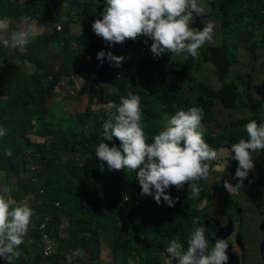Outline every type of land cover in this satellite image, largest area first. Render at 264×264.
Instances as JSON below:
<instances>
[{"label":"rangeland","instance_id":"1","mask_svg":"<svg viewBox=\"0 0 264 264\" xmlns=\"http://www.w3.org/2000/svg\"><path fill=\"white\" fill-rule=\"evenodd\" d=\"M225 1L232 2L236 0H203L209 10L201 19L194 16L193 21H198L203 26L209 19L215 22L213 37L215 43H213V47L221 49L227 44L225 48L227 52L225 56L227 57L226 65L220 67L212 62H201L199 68L197 63L204 59L202 51H198V56L195 59L188 56L186 67L177 69L179 74L185 73L192 79L190 83H185L184 86L181 85L179 89L181 92H178L177 95L181 98L182 91L186 92L189 87L196 91L199 88L197 86L198 82L210 85L213 88H221L223 85L231 84L236 90L246 93L251 79L254 87L253 91L258 94L259 90L257 88L261 90L260 103L264 107L263 79H257L258 74L262 73L264 76V5L260 9V15H256L254 9L261 5L260 0H243L239 13L234 12L231 18H228L231 21V27L234 25L237 27L235 39H232L225 33L220 18H218L219 7L223 6ZM63 2L64 0H60L54 5V0H17L18 4H22L21 14L24 17L31 18V21L37 22V25L42 27L39 34L32 40L36 43L32 44L31 49L28 48L30 51L26 55L27 58L22 59L21 72L18 76L21 81L15 85L16 89L11 88L13 96L0 97V106L2 105L4 109L3 113H0V117H2L0 118V126L7 129L6 134L1 137L3 146L0 147V152L5 154L9 150L15 152L14 160L16 164L14 165H17L19 157L25 161L27 167L25 172L0 170V188L4 185L9 186L12 189L11 196L15 201L25 202L33 209L34 215L31 218L30 227L45 225L49 229L56 243L55 250L52 253L56 254V258L50 259L52 254H43L44 258H39L41 252L34 246L33 242L38 238V232L36 231L32 236L28 233L25 237V242L19 248L20 256L14 260L13 264H69L66 254H71L75 250H79L80 254L73 257L71 264H173L166 253V248L173 238L180 240L185 249L187 248L186 241H188L194 227L193 220L195 218H199V224L195 226H200V224L205 226L207 223L205 236L210 241L217 230V221L221 214L231 217L235 226L234 233H238L243 218L240 215L241 210L244 214L241 232L244 231L245 233L244 242L247 247L244 262L246 264H262L264 260H259L262 259V257H259L263 252L262 246L260 245V249L258 248L259 252H252L249 241L250 238L255 236L260 237V231L256 230V222L246 221L249 213L254 212L250 217L251 219L256 217L257 214L255 215V213H260L258 211L259 206L257 209L253 208L252 211H249L246 200V198H249V201L262 202L264 185L256 182L259 174L254 173L255 177L250 180L251 183H247L245 179L243 189L238 192L230 193L223 186L224 180H228L233 186L238 182V180L233 179L238 162L231 158L230 148L233 143L239 142L240 139H247L244 129L239 132L238 127L232 125V121L245 117L247 109L253 107V104L251 102L240 103L239 111L229 112L223 111L224 106L219 103L216 106L217 118L222 122H227L226 127L217 124V122L215 124L211 120L202 122L204 123V138L212 139L211 147L215 149L224 148L226 151L219 153L217 160L209 162L212 166L209 179L200 180L199 184L196 181L193 182L200 188L198 195H190L187 183L184 185L183 190L175 189L172 192V198H179L175 204L183 206L181 219L176 213L175 207L171 211L163 207L159 208L155 203L141 207V201L130 198V205L135 208L137 216L134 221L129 222L126 214H120L124 206L120 202L126 200L123 195L126 191L125 182L117 183L116 177L113 175L115 170L109 171L106 162L104 163V171H100L101 161L95 156V148L99 143L103 122L111 111L105 107L106 104L109 101L119 104L121 97L126 96L130 90H134L132 85L141 82L142 75L139 62L130 49L131 39L112 46L106 44L101 37H98L97 51L101 49L106 53L110 51L116 56H123L124 61L121 67H113L109 62H106L107 66L104 70L94 68V62L100 63V61L92 58L90 45L92 41L88 36L96 35L91 25L96 19H102L100 13L103 11L105 4L103 0H69L70 6L65 8L62 7ZM54 8L56 10L55 18L63 28L61 32H58L60 39L51 40L48 38L51 29H47V26L50 23V13ZM16 15L18 16L19 13ZM11 27L16 28L15 23H12ZM238 40H243V43H239ZM209 45L211 44H206L205 47ZM255 45L257 46L256 50H254ZM11 52L17 61L21 59L23 52L20 49L5 48L0 44V66H5L4 70H0L2 78L10 75L11 68L2 59L1 54L9 55ZM34 52H41L40 54L48 59V65L39 72L54 69L57 71L62 65H66L70 72H74L75 68L80 67L74 74L76 85L71 74L64 77L63 80L53 82L56 87V95L46 98L44 102L49 109L53 108L55 104L64 102V111L52 110L50 112V110L47 115H43L30 109L32 97H28V95L30 92L35 95L34 83L37 74L33 66ZM224 67L225 71H223ZM220 70H222L221 73L224 72L222 76H220ZM107 71L115 73V78H120L121 88H116L112 83L109 85V92L121 91L120 98L116 100L108 97L106 93L98 94L93 97L91 103H88L86 98L90 95L87 92H82V84L87 79H94L99 76L97 73H106ZM196 79L198 80L196 81ZM159 81L162 82L163 80L159 78ZM104 83H107V81H101L99 84ZM171 83L174 86H180L182 82L178 78H174ZM99 84L93 87L102 88ZM21 89L24 90V93ZM195 93L198 92H193V94ZM193 94L190 97L194 98ZM205 98L211 101L210 96ZM181 101L183 105L175 104L174 111L181 108L186 110L190 107L186 102L187 99L183 98ZM10 104L13 106L11 107ZM204 115H208V113H204ZM32 116L45 117L48 121H56L54 125H59V122L61 125H67L66 119L70 118L75 119L77 122L73 126V133L62 139L64 143L71 141L76 147L75 150L64 154L60 162L54 165V174L47 179H45L47 167L38 164L34 157L40 156V150L46 142L52 143L56 140L55 135H57V132L44 136L41 132L45 130L46 126L43 125L40 119L32 120L28 126V134L32 136L35 142L40 144L37 147L26 145L22 142V139H24V131H26V121H28V118L31 119ZM261 116L264 121V112ZM61 133L67 135V130L62 129ZM222 133H226L228 138L222 143H218L215 135ZM114 140L105 141V143H108L109 146L115 143L118 146L119 141L114 142ZM3 162L10 163L6 160ZM67 166L72 167L75 180L79 183L86 197L81 198L74 189L73 195L80 200L79 204L64 206L61 200H57L55 202L57 207L55 212H51L50 209L44 214L35 215V204H43L46 201L42 197L46 194L44 182H57V188L63 186L65 191L69 190L70 183L65 173ZM43 171L45 177L42 183L41 174ZM111 179L114 181L113 185ZM25 184L29 185L30 192L20 195L17 200L13 193L19 186ZM40 186H42L40 190L36 188ZM210 192L217 193V198H206L205 195H209ZM222 196L226 197L224 201ZM238 201L241 203L238 204ZM237 205L239 206L237 207ZM260 207L263 208V206ZM100 208L103 211L100 214L102 220L111 214L116 217L115 219L121 228L116 229L102 222L97 229L95 222H80L83 218L88 219L91 214L96 213ZM124 211L126 210L124 209ZM134 223L140 226L141 229L135 231ZM169 226L174 228L173 235L170 238L168 237ZM163 228H165L164 233H161ZM80 230L82 231L80 232ZM210 230L212 232L211 236ZM182 235H185L183 241L180 237H175ZM127 240H129L128 248L121 249ZM31 243H33V246ZM211 246L210 241L209 247L211 248ZM133 250H135L136 255L131 253ZM128 252L130 253L127 255L122 254ZM109 261L111 262L109 263ZM0 264H6V262L0 258Z\"/></svg>","mask_w":264,"mask_h":264},{"label":"clouds","instance_id":"2","mask_svg":"<svg viewBox=\"0 0 264 264\" xmlns=\"http://www.w3.org/2000/svg\"><path fill=\"white\" fill-rule=\"evenodd\" d=\"M105 7L100 13L102 19H96L91 27L94 33L101 37L106 44L115 46L126 40H137L146 37L143 45L145 51H151L154 58L171 53L186 54L195 59L198 51L206 44H213L215 22L207 20L203 26L195 17H203L209 10L203 0H103ZM69 0H64L62 7H69ZM23 16V15H22ZM20 21V16L18 17ZM12 23L7 16L0 17V44L5 48L27 50V45L39 34L41 27L29 17H23L21 24L11 30ZM55 23L57 32L62 31L58 21ZM50 24V23H48ZM61 26V28H59ZM58 33H49L48 38L56 40ZM92 58L101 64L106 60L113 67H121L123 56H116L103 49L97 51L98 42L92 41ZM89 59H91L89 57ZM80 67L70 72L66 65L49 71L50 78L60 70L64 74L59 80L70 74L77 84L74 74ZM172 69L179 68L171 63ZM156 75V73H155ZM143 97L130 90L126 96L120 98L119 104L109 101L106 108L111 110L103 122L99 143L95 148V156L101 161L100 171H104L106 162L109 171H114L117 183L130 179H138L141 195L152 196L159 208L169 211L175 206L177 198H172L173 189L183 190L187 183L190 195H198L200 188L193 183L197 180H207L212 170L209 162L217 160L218 154L226 151L224 148L211 147L204 138L202 120L204 109L192 106L186 110L181 108L161 121V130L152 137L149 143L142 126ZM91 103L92 98H86ZM49 109V108H48ZM49 109L48 111H50ZM247 139H240L230 148L232 159L238 162L233 179L238 180L233 186L224 180V188L232 192L243 189L244 181L255 167L252 154L264 150V123L255 119L244 125ZM7 132L0 126V137ZM119 141L109 146L105 141ZM6 155L11 157L9 150ZM112 175V176H113ZM252 181H249L251 183ZM111 184H114L111 179ZM116 187V186H115ZM71 189V186L69 190ZM109 190V187H108ZM12 189L4 185L0 188V258L6 264H13L20 256L19 248L25 242V237L32 236L39 231V236L33 240L34 246L44 253V249L51 245L55 250V240L47 227L40 225L30 227L33 209L25 202H17L11 196ZM125 201H130L127 192L123 193ZM40 204V203H39ZM41 214V211H36ZM46 215V214H45ZM44 216V215H43ZM199 224V218L193 220V229L187 241V248L176 238L170 240L166 253L173 264H227L229 256L227 239L216 238L211 248L210 241L205 236V226ZM79 250L66 254L71 264L73 257L78 256ZM111 262V261H110ZM109 262V263H110Z\"/></svg>","mask_w":264,"mask_h":264},{"label":"trees","instance_id":"3","mask_svg":"<svg viewBox=\"0 0 264 264\" xmlns=\"http://www.w3.org/2000/svg\"><path fill=\"white\" fill-rule=\"evenodd\" d=\"M60 0H54V5H56ZM259 3L261 5L258 8H255L254 11L256 15H260V9L264 5V0H260ZM243 5V0H236V1H225L223 3V6L219 7V16L220 22L222 25V28L225 30V33L230 36L232 39H235L236 35V30L237 27L234 25L231 27L230 25V20L228 18H231L232 14L234 12L239 13V10L241 9ZM17 12L15 11V17H19L22 14H19L18 16L16 15ZM51 14V13H50ZM51 18V17H50ZM21 21V19H20ZM19 21V22H20ZM88 38L91 39V41L96 40L98 36L97 35H92L88 36ZM57 39H60V37H57ZM146 40V37H139L137 40L133 41L130 40V49L131 51L136 55V60L139 62V67H140V73L142 75V80L139 84H134L132 87L138 94H140L143 99L141 101L142 104V109H143V114H142V126L144 128L145 136L148 140L149 143L152 142V137L161 130V121L163 120L164 117H171V115L175 114L176 111L174 105H180L182 106V99H187L188 105L190 107L192 106H197L199 104V107H203L204 113H208V115H204L202 122H206L207 120L213 121L215 124H217L226 127L228 124L227 122H222L217 118V113H216V106L219 103H222L224 106L223 111H239L240 110V103H252L253 107H250L247 109V113L245 117L235 119L232 121V125L238 127V131L242 132V129H244V125L251 119H255L258 123H264L262 120V112H264V107L260 103V94L261 90L260 88H257L259 90L258 94H256L253 89V84L250 79L249 82V88L246 93H242L238 90L235 89V87L231 84L223 85L221 88H213L210 85H205L202 82H198L197 86L199 87L196 91L191 89H186L185 91H182L181 98L178 97L177 93L181 92L179 89L181 88V85H185V83H190L191 82V77H189L187 74H179L178 69H172L170 68L171 63L175 66H178L179 68H184L186 67V63L188 59L186 58V54H171V53H166L163 54L159 58H154L153 54L151 51H145L143 49V45L146 43L144 42ZM239 43H243V40H238ZM36 42L32 41L27 45V50L22 51L23 54L21 56L20 60H10L7 61V65L11 68V73L10 75H6L5 77H1L0 75V97H6L8 95H12L13 93L11 92V88H15V85L17 82L21 81V79L18 78L20 72H21V67H22V59L27 58V53L30 51L32 44H35ZM227 47V44H225L221 49L214 48L213 44L205 47L203 46L200 50L204 54V59L199 61L197 63V67L200 68L201 62H212L215 65H219L220 67L222 65H226L227 57L226 56V50L225 48ZM28 48H30L28 50ZM257 49V46H254V50ZM41 52H34L33 53V58H34V69L36 70V81L34 83V94L30 92L28 97H32V103H30V109L36 111L38 114H43L47 115L48 112V106L45 105V100L48 97H52L53 95H56V87H55V81L59 80L60 77L64 74L63 71H59L58 73L54 74L52 78H50V72H39L40 70L44 69L47 65V58L43 55L40 54ZM92 53V50H91ZM97 58L95 57L94 60ZM107 61L105 60L102 64L94 62L93 67L94 68H99L101 70H104V68L107 66ZM103 68V69H102ZM5 66H0V70H4ZM155 70V71H154ZM222 70H220L221 73ZM225 71V67L223 69ZM156 73V75H155ZM219 73V74H220ZM224 72L220 74L222 76ZM94 79H87L84 81L82 84V92H87L89 93L90 97L93 99L98 94H107L108 97L112 99L118 100L120 98L121 91H116V92H109V85L112 83L116 88H121V83H120V78H115V73H110V72H99ZM218 77V76H217ZM113 78V79H112ZM159 78H161L163 81H159ZM174 78H178L181 80L180 86H174L171 81ZM257 79H263V84H264V76L263 74H258ZM198 79H196L197 81ZM101 81H107V83L104 84H99ZM53 83V84H52ZM99 84L102 88H96L93 87L94 85ZM189 85V84H188ZM190 86V85H189ZM22 93H24V90L21 89ZM193 92H198L193 94ZM194 95V98L190 97V95ZM210 96L211 101L207 100L205 97ZM22 98V97H20ZM181 99V100H180ZM26 102V101H25ZM22 104V103H20ZM18 104V105H20ZM12 107L13 105L10 104ZM0 113H3V106H0ZM2 118V117H0ZM40 119L43 123V125L46 126L45 130L42 131L41 133L44 134V136L57 132L56 140L52 143H45V146L40 150V156L39 157H34L35 161L43 165V167H47V175L46 178L51 177L54 174V165L56 163H59L64 154H67L69 152H73L75 150V145L69 141L68 143H64L62 139H64L66 136H69L73 133V126L77 124L75 119H66L67 120V125H61L59 122V125H54L56 121H48L45 119V117H40V116H32V118H28V121H26V131H24V139H22V142H24L28 146H33L37 147L40 143L35 142L30 136L29 133V128L28 126L32 122V120ZM1 123V122H0ZM204 124V123H202ZM62 129L67 130V135L61 133ZM46 133V134H45ZM217 138L218 143H222L225 141V139L228 138V135L226 133L218 134L215 135ZM211 138H205V141L211 146ZM117 140H114L116 142ZM2 139L0 137V147L3 146L2 144ZM21 151V149H20ZM61 153V155H59ZM14 155V156H13ZM16 153L12 152L11 157L7 156L5 153L0 152V170H6V171H13L17 170L19 172H25L27 170L26 163L25 161L21 160L18 157V163L16 164V161L14 160ZM253 160L255 167L252 171H250L248 178L246 179L247 183L255 177L253 173H258V179L256 182L258 184H263L264 185V150L259 151L258 153H253ZM4 160L10 162L6 163L3 162ZM90 164V163H89ZM66 177L69 180V187L71 186V189L68 191L64 190L63 186H60L57 188V182H44V171L41 174V180L42 183L44 182V186L46 187V194L43 197V199H46L45 203L43 204H35L36 211H41L42 214L46 213L51 209V212H55L57 207L55 205V202L57 200H61L65 205H76L79 204V201L74 195H73V190L75 189L79 196L81 198L86 197L85 194L82 192L79 183L75 180L74 172L71 166L66 167ZM35 179V178H34ZM198 184L200 183V180L196 181ZM42 186L36 187L39 190L41 189ZM133 187V189H132ZM125 189L128 194V196L133 199V200H138L140 202L141 207H146L150 206L151 204V197L152 196H147V195H141V187L138 183V179L135 177V179H130L125 182ZM175 189H173L174 191ZM30 192V187L29 185H22L19 186L17 190L14 191L13 195L14 197L18 200L20 195L28 194ZM205 197H210L209 195H205ZM190 199V198H189ZM222 200L224 201V197L222 196ZM153 203L157 204L155 199L153 198ZM120 204L124 205L120 211L121 215L126 214L127 218L129 219V222L134 221L135 217L137 214H135V208L130 205V201H121ZM175 207V211L178 214L179 218H182L183 215V206L176 205L173 206ZM173 207H169L167 205V208L169 211L173 210ZM124 209L126 211H124ZM102 209L100 208L99 211L96 213H93L90 215V217L83 218L80 220V222L83 223H91L95 222L97 225V229L100 227L102 222H105L106 224L113 226L116 229L121 228L117 220L115 219L116 217L109 214L107 215L106 219L102 220L100 218V214L102 213ZM37 215V213H35ZM40 221V220H39ZM38 223V220H37ZM133 227H135L136 230H140L141 227L137 226L135 223L133 224ZM163 228L161 230V233H164ZM171 229V230H170ZM168 228V237H172V227ZM82 230H80L81 232ZM38 236H39V231ZM128 242L127 240L121 249L123 248H128ZM187 244V241H186ZM33 246V243H31ZM29 244V246L31 247ZM35 247L38 249V247L35 245ZM40 252V251H39ZM128 253H122V254H129ZM132 254L136 255L135 250L131 251ZM118 254V252H116ZM117 257V255H116ZM39 258H44L43 253H39ZM56 254H52L50 256V259H55ZM110 262V261H109Z\"/></svg>","mask_w":264,"mask_h":264},{"label":"flooded vegetation","instance_id":"4","mask_svg":"<svg viewBox=\"0 0 264 264\" xmlns=\"http://www.w3.org/2000/svg\"><path fill=\"white\" fill-rule=\"evenodd\" d=\"M209 196L210 197H207V198H217V193L216 194H214L213 192H210V194H209ZM224 198H226V197H224ZM228 198V197H227ZM246 200H247V202H248V207H249V211H252V209L254 208V209H257L258 208V206H259V210L258 211H260V213H255V215H256V217L255 218H253V219H251L250 217H251V215L254 213V212H251V213H249V215H248V219H247V217H246V221L248 222H256V230L260 233V237H257V236H255V237H253V238H250V248H251V251L252 252H259L258 250L260 249V245L262 246V248H263V252H262V254L261 255H259V257H262V259H259V260H264V198L262 197V202L261 203H258V202H256V201H249V198H246ZM238 204L239 203H241V202H237ZM239 205H237V207H238ZM260 206H263V208L262 207H260ZM243 212V210H241V212H240V215L244 218V214L242 213ZM220 218H222V223H221V225H223V227H225L226 225H227V222H228V217H227V215L226 214H221L220 215V217L218 218L219 220H220ZM242 218V221H241V225H242V223H243V219ZM221 225H219V226H217V230L221 227ZM241 225H240V231L238 232V233H232L233 235H234V238H235V243L237 244V236H238V234H240V235H242L241 236V239H242V243L243 244H239V247L238 248H235L234 250H235V253H236V256H237V259H238V262H237V264H246L245 262H244V260H245V252H246V249H247V247H246V245H245V242H244V237H245V233H244V231H243V233L241 232ZM170 227H172V231L174 230V228H173V226H169V228ZM208 227V225H207V223L205 224V228H207ZM171 230V229H170ZM216 230V231H217ZM175 237H180L181 238V241H183L182 239L185 237V235H182V236H175ZM256 238H257V241H258V245H257V241H256ZM180 241V240H179ZM238 245V244H237ZM259 248V249H258ZM261 248V249H262ZM239 249V250H238ZM262 264H264V261L262 262Z\"/></svg>","mask_w":264,"mask_h":264},{"label":"crops","instance_id":"5","mask_svg":"<svg viewBox=\"0 0 264 264\" xmlns=\"http://www.w3.org/2000/svg\"><path fill=\"white\" fill-rule=\"evenodd\" d=\"M21 6L22 4H18L17 3V0H0V17H4V16H7L10 20L12 21H15V22H19V18L15 17V11L19 14H21ZM55 8L53 9L52 13L50 14V24H48L47 26V29L50 28V34L52 33H58L55 29V23H53V21H58L56 18H55ZM24 16H20V19L22 20ZM21 24V21L19 23H15L16 25V28L19 27ZM16 28H12L10 26V29L9 31L11 30H15ZM46 29V31H47ZM2 56V59L6 62L7 64V61H10V60H15L16 61V58H14V54H12V52L9 54V55H5V54H1ZM65 103H61V104H55L53 108H51V111L52 110H61V111H64L65 110V107H64ZM253 175H255L253 173ZM209 179V178H208Z\"/></svg>","mask_w":264,"mask_h":264},{"label":"water","instance_id":"6","mask_svg":"<svg viewBox=\"0 0 264 264\" xmlns=\"http://www.w3.org/2000/svg\"><path fill=\"white\" fill-rule=\"evenodd\" d=\"M203 17H198V19H201ZM227 217L229 220H228L227 225L225 227H223V225H221L222 218H220V220L217 221V226L221 225V227L217 231H215L214 236L210 238V241H211V243L214 244L216 238L227 239L228 243H229V248L227 249V254L229 256V260H228L227 264H237L238 259H237V256H236L234 249L238 248L239 244H243L242 239H241L242 235L238 234V236H237V244L238 245H237L235 243L234 235L232 234V233H234V230H235L234 223H233L230 216H227ZM211 235H212V232L210 230V236Z\"/></svg>","mask_w":264,"mask_h":264},{"label":"built area","instance_id":"7","mask_svg":"<svg viewBox=\"0 0 264 264\" xmlns=\"http://www.w3.org/2000/svg\"><path fill=\"white\" fill-rule=\"evenodd\" d=\"M59 28H61V26H60ZM42 228H45V225L42 226ZM51 252H52L51 245H48V246L44 249V253H45L46 255H48V254H50Z\"/></svg>","mask_w":264,"mask_h":264}]
</instances>
